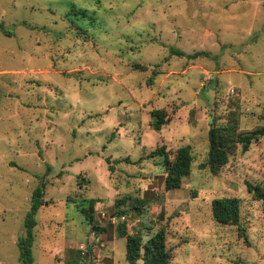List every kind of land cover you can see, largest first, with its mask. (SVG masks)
<instances>
[{
    "label": "rangeland",
    "instance_id": "obj_1",
    "mask_svg": "<svg viewBox=\"0 0 264 264\" xmlns=\"http://www.w3.org/2000/svg\"><path fill=\"white\" fill-rule=\"evenodd\" d=\"M0 25L11 33L0 30V264H19L37 188L32 264H74L77 253L78 264H128L122 222L144 241L165 228L170 264H264V200L247 191L264 189V138L237 146L216 176L200 167L211 118L233 114L239 133L264 124V0H0ZM154 109L169 115L160 132ZM162 145L170 157L191 147L179 190L165 191L148 157ZM84 198L98 200L104 232L86 224ZM223 198L239 199V226L213 220Z\"/></svg>",
    "mask_w": 264,
    "mask_h": 264
},
{
    "label": "trees",
    "instance_id": "obj_2",
    "mask_svg": "<svg viewBox=\"0 0 264 264\" xmlns=\"http://www.w3.org/2000/svg\"><path fill=\"white\" fill-rule=\"evenodd\" d=\"M72 13H74L73 10L69 16H72ZM78 14L84 15L82 12H78ZM0 30L6 36H11V33L6 32L1 25ZM170 54L186 57L188 59L210 56L209 53L203 51L186 55L184 52L177 49H172ZM133 67L135 70H145L143 66L134 65ZM147 84H152V79H149ZM149 117L150 128L156 132H160L169 122V115L166 109L151 110L149 112ZM230 118L231 120L227 125L217 124L214 118H211L209 121V129L207 132V161L200 167L202 169H207L213 176L220 173L222 168L228 163L230 156L236 151L237 146H240L241 151L245 153L252 143L264 138V124L251 132L239 133L237 132L238 125L236 117L230 114ZM148 157L157 158L161 161V166L163 167L165 175L163 181L165 191L179 190L182 185V180L190 174L193 156L191 147L188 145L179 147L171 157L169 152L166 151L165 146L162 145L152 151ZM117 162L131 163L128 158L118 160ZM247 191L252 195L253 200H264L263 187L247 184ZM43 196L44 194L41 188H37L32 192L30 209L23 223V235L19 237L17 241L19 264L33 263L31 247L33 242L32 230L36 226L34 216L39 208L43 206ZM125 201L126 199L116 201L115 205H123ZM97 203V199L84 198L80 200V204L77 208L84 216L86 224L94 225V231L102 233L105 229H99V227L94 224L95 205ZM146 204V201L136 199L131 209L137 214H141ZM239 211L240 201L237 198L218 199L212 201L211 204V215L213 220L222 225L239 226ZM125 214L126 211L121 209L117 212V217H123ZM241 232L243 231L241 230ZM116 234L119 239H123L125 242L124 258L128 264H136L140 260L143 264H170L172 260V250L167 246L165 228H159L151 237L144 241L140 234H129L127 225L122 222L116 227ZM82 258V253H77V259L73 263L78 264Z\"/></svg>",
    "mask_w": 264,
    "mask_h": 264
},
{
    "label": "built area",
    "instance_id": "obj_3",
    "mask_svg": "<svg viewBox=\"0 0 264 264\" xmlns=\"http://www.w3.org/2000/svg\"><path fill=\"white\" fill-rule=\"evenodd\" d=\"M122 219H124V218L122 217Z\"/></svg>",
    "mask_w": 264,
    "mask_h": 264
}]
</instances>
